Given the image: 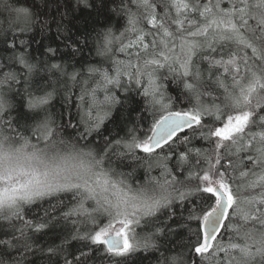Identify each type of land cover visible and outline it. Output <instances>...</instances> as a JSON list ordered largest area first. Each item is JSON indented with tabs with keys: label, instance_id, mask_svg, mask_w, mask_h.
Returning <instances> with one entry per match:
<instances>
[{
	"label": "snow or ice",
	"instance_id": "obj_1",
	"mask_svg": "<svg viewBox=\"0 0 264 264\" xmlns=\"http://www.w3.org/2000/svg\"><path fill=\"white\" fill-rule=\"evenodd\" d=\"M16 2L0 0V264H264V0H43L62 55L91 38L102 58L71 72L59 45L28 51L46 13ZM45 72L80 85L75 112L53 111Z\"/></svg>",
	"mask_w": 264,
	"mask_h": 264
},
{
	"label": "trees",
	"instance_id": "obj_2",
	"mask_svg": "<svg viewBox=\"0 0 264 264\" xmlns=\"http://www.w3.org/2000/svg\"><path fill=\"white\" fill-rule=\"evenodd\" d=\"M31 3V0H29V4ZM36 5L38 6V12L39 13H46V15H38L37 18V23L33 27L32 33H29L28 35H35L36 42L31 44V47L28 49L29 52H31L38 60H46L47 57L45 55H42L43 48H46L48 45H51L52 47H57V45L60 46V54H58L51 62L53 63H62L66 66L67 71L71 72L73 68L79 69L81 64L76 63V61H81V63L87 64V63H99L102 58L96 55L95 51V45L92 42L91 38L89 40V47L84 50L82 54H78L74 59L70 58L66 55H62L63 53L69 52V49H65L63 47L62 41L60 39H55L56 37V32H55V27L52 26L51 31L47 32H42L41 31V22L44 19H48L52 16V14L55 11V5H49L47 9L44 7L43 0H35ZM60 3L63 4V0H60ZM16 6H24V0H17ZM64 9L61 8V11ZM77 17H79L81 14L79 10H76L74 13ZM7 13L0 14V22L5 21L7 18ZM59 15H57V19H59ZM120 21V17L114 16L112 20V24L116 26L117 29L122 30L121 24L118 23ZM82 23V21H81ZM103 23V18H101L100 23L97 24V30L100 28V24ZM117 34L119 32L117 31ZM42 42V44H41ZM120 58H123L121 55ZM107 66V65H105ZM43 75L50 76L52 80H57L59 78V83L56 85L58 90H59V95L56 96L55 100L53 101L54 108L53 111L57 114L66 111L67 109L71 108L73 112L76 111V108L73 107L72 105L78 103L76 100V97L80 93V85L79 84H73L70 80H68L67 77H60L59 73H43ZM70 90V91H67ZM118 95H122V93L117 90ZM65 95H70L71 96V101L69 103L65 102ZM139 97H134L133 104H135L136 100H139ZM135 115V114H133ZM146 127V125H145ZM118 131V129H116ZM153 175H158V171H154L152 173ZM139 175L143 177V170H140ZM35 214V213H34ZM30 218V217H29ZM71 227V225H69ZM192 227L195 228L196 224L193 222ZM137 232L141 233L142 235L144 234L141 229H137ZM64 230L61 228H57L55 232L49 233L48 235L40 236L37 234V239L39 240L40 245L47 247L49 244H51L53 241H55L56 244L60 243V239L58 237L63 236ZM7 238V237H5ZM227 239V237H225ZM74 247L71 249L72 251H75V246L76 242H73ZM161 251L164 252L165 255H176L180 252H183V255L185 258H187L189 261L193 259V255L190 254L187 249H180L179 247H176L175 245L171 246L170 251H165L163 247H161ZM17 256V253L15 252H9L6 253L4 256V259L6 261L10 262L15 259ZM160 256V252H156L155 255L148 253V252H140L136 253L133 256H131L127 261L126 264H157V259L156 257ZM224 254H221V257H223ZM28 260L36 259L37 264H49V261L47 258L41 259L39 256L37 257H32L29 256L27 258ZM56 258L53 257V260ZM119 258H111L112 261L118 260ZM61 264H62V259H61ZM97 264H110V259L107 257L103 258H98L97 259ZM201 264H204V262H201ZM210 264H215V260H211ZM221 264H223V261H221Z\"/></svg>",
	"mask_w": 264,
	"mask_h": 264
}]
</instances>
